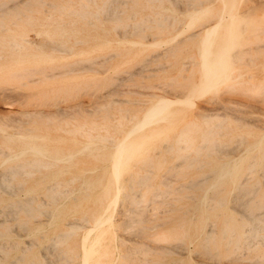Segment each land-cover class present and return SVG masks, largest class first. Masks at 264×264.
<instances>
[{"label":"rangeland","instance_id":"rangeland-1","mask_svg":"<svg viewBox=\"0 0 264 264\" xmlns=\"http://www.w3.org/2000/svg\"><path fill=\"white\" fill-rule=\"evenodd\" d=\"M26 159L0 264H83L84 235V264H264V0H0V172Z\"/></svg>","mask_w":264,"mask_h":264},{"label":"bare ground","instance_id":"bare-ground-1","mask_svg":"<svg viewBox=\"0 0 264 264\" xmlns=\"http://www.w3.org/2000/svg\"><path fill=\"white\" fill-rule=\"evenodd\" d=\"M80 2V1H79ZM84 2V1H83ZM198 3V2H197ZM86 4V3H85ZM84 4V5H85ZM87 5V4H86ZM61 6V5H60ZM66 6V5H65ZM65 6H63V4H62V6H61V10H66L67 9V7H66V9H64V8H62V7H65ZM73 6V5H72ZM72 6H70V7H72ZM69 7V8H70ZM68 10V9H67ZM65 12V11H64ZM71 12V11H70ZM84 12H86V10L84 11ZM79 13V12H78ZM108 14V16H109V13H107ZM148 16V15H147ZM29 17V16H28ZM82 17H83V15H82ZM33 18H34V16H33ZM34 20V19H33ZM94 20H96L95 18H94ZM215 24H216V22H214L212 25H210L209 27H208V30L210 29V28H213L214 26H215ZM158 27V26H157ZM60 32V31H59ZM12 41V40H11ZM20 45V44H19ZM50 45V44H49ZM18 46V45H17ZM53 46H55V45H53ZM61 46V45H60ZM60 46H59V49H60ZM62 47H64L63 45H62ZM67 48H69V47H67ZM55 49V48H54ZM70 49H71V47H70ZM15 50V49H14ZM51 50V49H50ZM57 50H58V47H57ZM60 50H62V49H60ZM59 51V50H58ZM67 51V50H66ZM242 52V51H241ZM61 73H63L62 71H52V72H50L49 73V75H56V74H61ZM19 74V73H18ZM17 74V75H18ZM23 74V73H22ZM64 74V73H63ZM20 76V75H19ZM62 110H64V109H62ZM157 110H158V108H157ZM65 115V113L63 114V116ZM151 116V115H150ZM73 117L74 118H77V117H75V116H72V118L71 119H73ZM67 118V117H66ZM146 118H147V116H146ZM62 120V119H61ZM54 121H55V119H54ZM53 121V122H54ZM57 121H58V119H57ZM50 122H51V120H50ZM61 122H64V120L63 121H61ZM90 123H91V121H89ZM89 122H88V124H89ZM104 122V121H103ZM145 122V121H144ZM143 122V123H144ZM60 123V122H59ZM66 123V122H65ZM95 121L93 122V123H91V124H94L95 125ZM105 123H107L106 121L103 123L104 125H105ZM85 124V123H84ZM102 124V123H101ZM142 124V123H141ZM72 125V124H71ZM81 125V124H80ZM83 125V124H82ZM191 125V123H189V126ZM66 126V125H65ZM76 126V125H75ZM102 126V125H101ZM186 126H188V125H186ZM58 127V129H59V126H57ZM78 127H79V125H78ZM77 126L76 127H74L73 128V130L75 129V130H77V132H78V130H79V128H78ZM96 127V126H95ZM185 127V126H184ZM183 127V128H184ZM193 127V126H192ZM81 128H82V126H81ZM81 128H80V130H81ZM89 128V127H88ZM183 128H182V130H183ZM190 129H191V127H189ZM64 128H61V130H63ZM66 129V128H65ZM68 129H70V128H68ZM194 129V128H193ZM54 130H57L56 128L54 129ZM70 130H72V129H70ZM69 130V131H70ZM100 130V129H99ZM82 131H84L83 129H82ZM81 131V132H82ZM194 131V130H193ZM213 131V130H212ZM211 131V132H212ZM66 132V131H65ZM89 132H87L86 131V134H88ZM106 133H107V130H106ZM200 133V132H199ZM100 134V133H99ZM98 134V135H99ZM191 134V133H190ZM18 135H19V133H18ZM97 135V134H96ZM114 135V134H113ZM212 135H213V133H212ZM211 135V136H212ZM91 136H94V135H92L91 134ZM91 136H89V137H91ZM100 136H102L101 134H100ZM105 136V135H104ZM103 136V137H104ZM109 137V136H108ZM199 137V136H198ZM206 137H208V136H206ZM93 138V137H92ZM98 138V137H97ZM100 138V137H99ZM109 138H111V137H109ZM179 138V137H178ZM187 139V137L186 138H183V141L184 140H186ZM202 139V138H201ZM206 139V138H205ZM104 140V139H103ZM206 141H207V139H206ZM210 141H211V138H210ZM179 143V142H178ZM207 143V142H206ZM209 143V142H208ZM210 144V143H209ZM184 145V144H183ZM182 145V146H183ZM185 146V145H184ZM186 146H188L189 147V145H188V143H187V145ZM207 146H208V144H207ZM215 147V145L213 144V148ZM218 147V146H217ZM222 147V146H221ZM258 147V146H257ZM190 148H192V146L190 147ZM219 148V147H218ZM248 148V147H247ZM208 150V149H207ZM216 150V149H215ZM246 150V149H245ZM35 151H37V152H39L40 150L39 149H35ZM182 151V150H181ZM214 151V150H213ZM216 152V151H215ZM41 154V153H40ZM194 154H196V152L194 153ZM198 154H199V152H198ZM19 155V154H18ZM256 155V154H255ZM254 155V156H255ZM15 156H17V154H9V155H7L6 157L7 158H9L10 159V161H11V158L12 157H15ZM44 157V156H43ZM64 156H57V157H53V159H60L61 160V158H63ZM16 158V157H15ZM35 159V158H34ZM38 159V158H37ZM200 159V158H199ZM7 160V159H6ZM13 160H16V159H13ZM27 160V159H26ZM31 160V159H30ZM30 160L28 159L27 161H29V162H25V161H15L13 164H11L5 171H2V172H0V180H2V179H4L5 178V180H6V178L7 179H9L8 178V176H12V177H10L11 179H13V177L16 175V173H17V175L18 176H20V175H22V174H27L28 175V173H30V168H25V165H27L28 163H30ZM32 160H33V158H32ZM42 160V159H41ZM38 161H40V159H38L37 160V162ZM43 161V160H42ZM41 161V162H42ZM62 161V160H61ZM47 162V161H46ZM145 161H143V163H144ZM12 163V162H11ZM31 163L34 165V163L31 161ZM31 164V165H32ZM38 164H40L39 162H38ZM46 164V163H45ZM146 164H148V163H146ZM151 164V163H150ZM149 164V165H150ZM257 164V163H256ZM28 165H30V164H28ZM30 165V166H31ZM32 165V166H33ZM41 165H44V164H40V166ZM36 166V165H35ZM27 167V166H26ZM29 167V166H28ZM38 166H36V168H37ZM44 167H46L45 165H44ZM48 168V167H47ZM32 169V168H31ZM144 169V168H143ZM38 170V169H37ZM39 172V171H38ZM37 172V173H38ZM34 173V172H33ZM13 174H15L14 176H13ZM236 174V173H235ZM23 177V176H22ZM150 177V176H149ZM73 178V177H72ZM131 178V177H130ZM142 178V177H141ZM188 180V179H187ZM10 181V180H9ZM65 181V180H64ZM137 181V180H136ZM141 181H144L143 179H141ZM6 182H8L7 180H6ZM72 182V181H71ZM143 183V182H142ZM141 183V184H142ZM55 184V183H54ZM58 183H56V185H57ZM61 184H63V182L61 183ZM64 184H67V183H64ZM139 184V183H138ZM148 184H149V182H148ZM0 185H1V187L3 188L4 187V185H5V182H4V184H3V180H2V183H0ZM8 184H6V186H7ZM53 185V184H52ZM49 186V188L51 187H53V186ZM59 185V184H58ZM58 185H57V190H59V188H58ZM143 186V185H142ZM0 187V188H1ZM56 187V186H55ZM1 188V189H2ZM20 188V187H19ZM54 188V187H53ZM196 188V187H195ZM7 189V188H6ZM6 189H4L3 188V190H6ZM17 189V188H16ZM15 189V191H17ZM50 190V189H49ZM57 190H55V192H58ZM6 191H8V192H10L11 194L12 193H14L15 191H13V190H11V189H7ZM54 191V190H53ZM53 191H51V192H53ZM63 191V190H62ZM65 191V190H64ZM67 192V191H66ZM10 193H8V194H10ZM62 194L63 196H64V193L63 192H58L57 194H58V197H59V194ZM249 193H251V192H249ZM255 194V191L253 192V190H252V193L251 194ZM60 194V195H61ZM253 194V195H254ZM54 195H56V194H54ZM61 195V196H62ZM140 195H142V194H140ZM139 195V196H140ZM54 197H57V196H54ZM211 197V196H210ZM209 197V198H210ZM254 197V196H253ZM133 198V197H132ZM139 198V197H138ZM34 199V196L33 195H31V194H27L25 197H23L22 199H17L16 201H15V203L13 202L12 203V205H17V206H20V205H26V204H28L29 202H31L32 200ZM54 198H53V195H52V201L53 202H55L54 200H53ZM201 199V198H200ZM239 199V198H238ZM251 200V199H250ZM140 202V201H139ZM262 202V201H261ZM204 203V202H203ZM242 203V202H241ZM244 203V202H243ZM242 203V204H243ZM244 204H246V202L244 203ZM244 204H243V206H244ZM11 205V204H10ZM42 205V204H41ZM12 207V206H11ZM21 207V206H20ZM55 207V206H54ZM257 207V206H256ZM17 208V207H16ZM23 208V206L20 208V209H22ZM13 210H11V211H14V208H12ZM36 209V208H35ZM37 210V213L38 212H41L38 208L36 209ZM39 210V211H38ZM244 210V213H245V210L246 209H243ZM9 211H10V209H9ZM11 211H10V213H11ZM18 211H19V209H18ZM42 213H44V212H42ZM247 213H249L250 214V211L249 212H247ZM247 213H245V215L247 214ZM143 215H144V213H143ZM252 215V214H251ZM250 215V219H251V216ZM247 216V215H246ZM253 216H254V214H253ZM260 215L258 214V217H259ZM3 217V216H2ZM8 217V216H7ZM13 217V216H12ZM249 217V216H248ZM13 218H17V217H13ZM254 218V217H253ZM256 218V217H255ZM260 219H261V217H260ZM260 219H258V220H260ZM255 220V219H254ZM262 220V219H261ZM93 221H95V220H93ZM263 221H264V219H263ZM260 223V222H259ZM263 223V222H262ZM68 224V223H67ZM69 224H70V222H69ZM72 224V223H71ZM74 224H75V222H74ZM77 224V223H76ZM80 224V223H79ZM257 225H259V224H257ZM71 226H73V225H71ZM81 226H82V224H81ZM254 226V225H253ZM260 226V225H259ZM77 227V226H76ZM75 227V228H76ZM255 227H257V226H255ZM73 228V227H72ZM91 229H93L92 227L91 228H89V231L88 230H86V231H88V232H90L91 231ZM247 229V228H246ZM258 229V228H257ZM234 225H232L227 219H224L223 220V222H222V225L218 228V229H216V228H210V229H208V230H206L204 233H202L201 234V236H200V239L203 241V242H206V241H208V240H210V239H213L215 236H217L216 234L218 233L219 234V236L220 237H223L225 234H227V236L228 235H231L232 233H234ZM249 231V230H248ZM247 232V231H246ZM63 234V237L66 235V233L64 234V233H62ZM67 234H69L68 232H67ZM246 234V233H245ZM250 234V233H249ZM188 235V234H187ZM60 236H62V235H59V237ZM237 237V236H236ZM245 237V236H244ZM250 237V236H249ZM224 238V237H223ZM247 238H248V236H247ZM85 239H86V236L84 235V239H82V241H81V247H82V261H83V264L86 262V257H87V255L89 254V249H88V247H89V245H92L93 244V242H92V244H91V242H90V244H88V245H86V244H84L85 243ZM98 239V238H97ZM56 240H58V239H56ZM63 239L61 238V241H62ZM229 240V239H228ZM235 240V239H234ZM52 241V240H51ZM54 241H55V239H54ZM92 241V240H91ZM247 240H245V242H246ZM63 242V241H62ZM61 242V243H62ZM96 242H97V240H96ZM95 242V243H96ZM242 242H244V241H242ZM241 242V243H242ZM54 243V242H53ZM213 243V242H212ZM29 244H32V242L31 243H29ZM55 244H57V242L56 243H54V244H51V246L52 245H54V247H56L55 246ZM59 244V243H58ZM228 244H230V243H228ZM237 243H235V245H236ZM243 244H245V243H243ZM60 245V244H59ZM59 245H57V249H55V250H58V248L59 249H61L60 247H58ZM94 245V244H93ZM212 245H214V244H212ZM237 245H239V243L237 244ZM250 245H251V243H250ZM223 246H225V244L223 245ZM232 246V245H231ZM241 246V245H240ZM239 246V247H240ZM53 247V246H52ZM238 247V246H237ZM242 247V246H241ZM243 247H244V245H243ZM242 247V248H243ZM146 248V247H145ZM209 248V247H208ZM49 249H51V247L50 248H48V250ZM63 249V248H62ZM61 249V250H62ZM130 249V248H129ZM211 249V248H210ZM229 250V248H225V250ZM235 249V248H234ZM66 250V249H65ZM142 250V249H141ZM135 251H137V250H135ZM140 250H138V252H139ZM50 252V251H49ZM58 252H59V250H58ZM63 253L64 252H68V251H62ZM218 252V251H217ZM207 253L209 254V251H207ZM52 254H53V252H52ZM57 254V253H56ZM61 256H62V253L60 252L59 253ZM211 254V258H209L208 260H205V262H203V264H230L229 263V261H223L222 262V259H219L218 257H215V255L217 254H214V255H212V253H210ZM210 254L209 255H207V256H210ZM54 255V254H53ZM64 255H65V253H64ZM57 258H59L58 257V255H57ZM63 258H65L64 256H63ZM63 258H61V259H63ZM140 260V259H139Z\"/></svg>","mask_w":264,"mask_h":264}]
</instances>
